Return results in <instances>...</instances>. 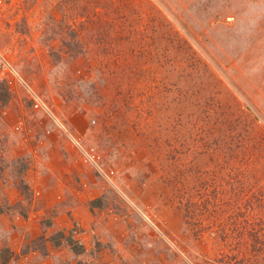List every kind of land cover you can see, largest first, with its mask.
<instances>
[{"label": "rangeland", "instance_id": "obj_1", "mask_svg": "<svg viewBox=\"0 0 264 264\" xmlns=\"http://www.w3.org/2000/svg\"><path fill=\"white\" fill-rule=\"evenodd\" d=\"M6 250L264 264V0H0Z\"/></svg>", "mask_w": 264, "mask_h": 264}, {"label": "trees", "instance_id": "obj_2", "mask_svg": "<svg viewBox=\"0 0 264 264\" xmlns=\"http://www.w3.org/2000/svg\"><path fill=\"white\" fill-rule=\"evenodd\" d=\"M56 235L62 237L64 236V234L61 232V233H56ZM66 240L67 241H72V239L70 237H66ZM56 241H59V239H57ZM70 244V243H69ZM78 251V250H77ZM79 252V251H78ZM77 252V253H78ZM8 250L5 251V255H0V264H6L7 263V259H8ZM10 253V252H9Z\"/></svg>", "mask_w": 264, "mask_h": 264}, {"label": "built area", "instance_id": "obj_3", "mask_svg": "<svg viewBox=\"0 0 264 264\" xmlns=\"http://www.w3.org/2000/svg\"><path fill=\"white\" fill-rule=\"evenodd\" d=\"M35 106H36V107H37V106H41V103L38 102V101L36 100V102H35Z\"/></svg>", "mask_w": 264, "mask_h": 264}]
</instances>
